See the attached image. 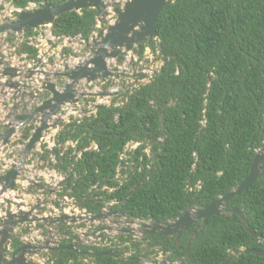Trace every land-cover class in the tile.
<instances>
[{
  "label": "trees",
  "instance_id": "1",
  "mask_svg": "<svg viewBox=\"0 0 264 264\" xmlns=\"http://www.w3.org/2000/svg\"><path fill=\"white\" fill-rule=\"evenodd\" d=\"M64 1L10 0L21 9ZM95 15L94 9L63 13L51 32L88 35ZM155 28L162 61L155 76L125 93L121 105L114 106L113 99L95 115L68 123L60 134L59 141H75L81 152L70 159L77 175L70 196L84 199L80 206L89 213L97 212L104 199L116 200L112 209L140 220L175 218L190 202L205 206L238 184L263 145L264 0H174L158 11ZM130 141L140 144L130 153L132 171L120 169L128 178L119 185L115 176ZM92 142L96 149L89 148ZM146 144L150 155L143 152ZM103 186L113 190H100ZM88 195L93 198L87 200ZM224 207L242 208L250 227L264 236V170ZM194 228L182 232L173 252V259L184 257L182 264H264L263 255L236 250L258 248L236 214L208 218L186 255ZM150 239V245L162 240ZM59 254L55 264L75 258L70 251ZM98 263L138 264L110 257Z\"/></svg>",
  "mask_w": 264,
  "mask_h": 264
},
{
  "label": "water",
  "instance_id": "2",
  "mask_svg": "<svg viewBox=\"0 0 264 264\" xmlns=\"http://www.w3.org/2000/svg\"><path fill=\"white\" fill-rule=\"evenodd\" d=\"M110 1L112 2L111 5H107V0H65L55 6L46 2H40L35 7L26 6L23 9H14L12 11V14H16L14 19H11L9 22H0V34L10 35L11 33L26 32L38 26H51L59 15L71 11L79 12L82 9H94L96 12L95 20L99 24L107 22L108 18H113L106 28H101L99 30L97 34L98 38L94 42V44L98 46L93 51V57L85 62L83 66L78 67V70H74L69 74L67 73L70 82L63 87V90L58 91L54 83H47L46 79H42V86L51 93V97L42 100L41 104L35 107L33 110L34 112L28 117L29 119L32 118L33 115L40 113L41 115L37 116L39 125H36L35 130L26 142L23 155L17 163H12L10 167H6L7 164L4 161L0 162V264H33L31 262L32 260L29 258L34 254H40L43 248L49 250L67 249L78 252L77 248L86 246V244L81 242L80 238L83 237L87 239L92 236V234L89 235L88 233L80 232L79 228L76 227L78 223L102 222L108 216L113 214L117 216L118 214L101 209L97 213L80 215L74 212L69 213V211H63V209L66 210L67 208L62 205L57 208L49 207L45 202L43 206H47L43 207L40 202L45 199L43 198V200L40 201L39 195H41L40 192L42 190L47 191V189H45V184L38 189L40 191L32 192L28 186L23 187L18 183L20 181L27 182L28 180L27 178L20 180L21 175L19 169L26 155L32 149H35V146L42 136V132L47 128H52L56 125L59 127L62 125V119L59 117L62 115L60 108L66 102L76 100L73 89L78 80L86 79L87 82H90L99 76L103 78L110 76L111 73L108 71L106 58L117 57L118 54H122L121 49L129 51L135 45V51L139 52L144 45L150 46L151 42L155 41L157 49L159 50V38L155 28V19L158 11L174 0ZM82 35H84V32L81 33V36ZM159 58L160 54L158 51V59ZM0 76L9 77L5 80L7 84L12 81L13 78H17L21 75L17 73V70L13 72L12 68L5 67L0 72ZM30 77H32V73L25 76L26 79ZM12 82L14 83L10 86L16 87V92L20 91L19 86L22 88L30 86L27 83L21 84L20 82L19 84L18 81ZM24 93L25 92H23V94ZM36 96L37 95H33L31 98L38 99ZM25 117L18 116V118H23L22 122L28 120L25 119ZM49 119L52 121L51 123H48ZM12 131L13 129L9 132ZM9 132L7 134H9ZM1 140L3 144L8 143L7 139L2 138V135H0V141ZM262 160H264V152L260 150L255 153L247 176L226 193L211 199L207 205L194 208L190 202L185 211L175 218L162 221L148 220L140 223V227L143 228L142 233L146 235L162 236L165 238L164 242H166L171 235H176L170 253L161 261L162 264L167 262L181 233L185 231L189 225L198 223L188 238L186 245L187 254L192 239L199 230L205 226L208 218L211 216L224 217L230 214H236L239 217L241 225H243L246 231L256 239L257 246L259 247L258 249L239 248L236 250L264 256V236L250 227L243 209L237 207L225 209L223 207L228 199L240 194L258 179L261 172L264 170V163H262ZM16 190L20 191L25 196L32 197V199L24 201L17 200V196H13V198L1 197L8 191ZM49 203H51V201ZM106 207L107 205H104V208ZM122 214L123 213H121V215ZM128 221L131 224L138 223L133 219ZM63 225L70 227H67L62 234L64 235L70 230L78 237L77 242L57 247L61 239H54L53 230L61 228ZM105 228L110 229V227ZM112 252L113 249H109L101 254L111 255Z\"/></svg>",
  "mask_w": 264,
  "mask_h": 264
},
{
  "label": "flooded vegetation",
  "instance_id": "3",
  "mask_svg": "<svg viewBox=\"0 0 264 264\" xmlns=\"http://www.w3.org/2000/svg\"><path fill=\"white\" fill-rule=\"evenodd\" d=\"M10 20L11 19H9L8 22ZM39 27L40 26L34 29H30L26 32L11 33L10 35H5L4 39H2V41L0 42V72L5 67L12 68L13 72L17 70V73L20 74L21 76L17 78H13L15 80L12 79V81H16V82L18 81L19 84L21 82V84L27 83L28 85H30L29 87H26V88L24 87L22 88L21 86H19L20 91L16 92V87L10 86L14 82L10 81L6 84L5 80H7V78L9 77L0 76V83H1L0 85V135H2L3 139H7L8 141L7 144H3L2 140L0 141V162L4 161L7 164L6 167H10V164L17 163L21 159L26 142L28 141L31 134L35 130L36 125H39V123L37 122V116L41 114L40 113L35 114L32 116V118L28 119L29 115H31L34 112L33 110L35 109V107L41 104L42 100L48 99L49 97H51V93L45 90L42 86L43 85L42 79L44 78H42L41 76L43 72L41 68L45 66V63L47 64L48 59H46V53H47L46 49L47 48L45 49V48L39 47L40 43H44V45L46 46L47 40L46 39L42 40L39 36L35 37V31ZM91 32L88 35H86L85 32H84V35L82 36L81 34L78 35L80 37V41L83 42V44L85 45L84 47H88L87 45H88V42L90 41L89 35L91 34ZM20 34H21V38L18 36ZM51 36L55 37L58 41V43H54L52 45V48L60 47V50H63L64 45L62 43H59V41L63 43L65 41L66 42L68 41V44L71 47L74 44L72 43L74 40L73 38H76V36L75 37H57V36H54L52 32H51ZM84 47H82L83 53L87 51L85 50ZM153 48L158 50L157 45H154ZM67 50L68 51L66 53H69L70 50L69 49ZM78 51L80 52V49ZM71 52H72V56H71L72 61H71L69 70L66 65L67 62L64 61L63 63L64 67L62 69V72H58V74L56 75L58 78L55 79L54 84L58 91L63 90V87L67 83L70 82L69 76L67 75V73L69 74L74 70L75 71L78 70V67L83 66L85 62H87L94 55L93 52H91L89 53V55H87L86 59H84L80 55L74 54L73 51ZM121 56L122 54L118 55L115 63H118ZM31 73H32V77L26 79L25 76ZM138 76H139L138 73H134L133 79L137 78ZM120 77H124V76L121 75L119 76V78ZM97 78H103V77L99 76ZM119 78L116 77V80L118 81ZM81 80L86 81V79H80L76 82L74 89H73L75 96H77L76 88ZM105 81L106 79H104V81L102 82L105 83ZM46 82L48 83L49 81H46ZM49 83H52V82H49ZM23 92L25 93L23 94ZM128 92L129 90L126 92L123 91L121 95L124 96L125 93H128ZM89 93L90 92H87V91H79L78 95L79 97H83ZM107 94H109L107 91L100 92L98 96L104 97L103 95L106 96ZM33 95H37L36 97L38 99H32L31 96ZM62 106L60 109H62ZM100 106L102 105L95 106V113ZM95 113L93 115H95ZM18 116H22V117L26 116L25 119H28V120H26V122H22L23 118H18ZM85 116H91V115L85 114ZM85 116L82 115L78 119H73V118L71 120L69 119L68 122L64 124L62 123V125L59 127L56 125L52 128H47V129H53V130L55 129L56 131L54 134V139H53L54 145H51V147L48 148V152L47 151L44 152L40 150L39 148L40 142L44 139L43 134L47 130L45 129L42 132V136L39 142L37 143V145L35 146V149H32L26 155L24 162L22 163L21 168L19 169V173L21 175L20 180H22L23 178L28 179L27 182L25 181L18 182L23 187L28 186L30 191L35 192V191H40L38 189H40L42 185L44 184L46 185L45 189H47V191L42 190L40 192L41 195H39L40 201H42L43 198L45 199L44 201L40 202L42 206L45 202L49 207L57 208V207H61L62 205L63 207L67 208L66 210L63 209V211H69V213L74 212L75 214H80V215L93 214V213L87 212L85 208H82L80 206L84 202V199H75L74 197L70 196L73 186L77 180V175L74 170V165L73 163L70 162V159L72 156H74L75 159L79 158L81 155V152L76 150L75 141H72V140H66L65 142L59 141L60 134L63 131V128L65 127V125L71 122H79ZM51 122L52 121L49 119L48 123H51ZM11 129H13V131L9 132ZM8 132L9 134H7ZM25 134H27L26 137H25ZM130 143H132L134 147L127 149L126 146ZM10 144L13 145L15 148L11 150L10 152L5 153L4 156H1V153H2L1 147H4L6 145L8 146ZM139 144H140L139 142L130 141L124 146V150L128 151L129 154L127 155L122 154L120 157V158H125L124 160L125 162L124 164L120 163V167L117 168V174L115 176V179L118 181L119 185L124 183L128 178L127 173L125 172L122 174L120 169L127 170L129 168L128 171H132L134 161L130 153L134 152V150L139 146ZM17 146H20V149L18 152L16 149ZM89 148L96 149L97 146L95 145L94 142H92ZM37 149H39L41 152L37 153L36 152ZM260 150L264 152V141H263V145L255 150V153ZM143 152L147 154L146 148L143 150ZM36 161L38 162L40 161L42 165L37 163ZM262 163H264V160H262ZM40 165L41 167L39 168ZM107 188L110 190V192L113 190V188H109V187ZM134 188L136 187H133L132 189ZM10 192H14V194L11 195ZM4 195L5 196L7 195L6 198H9V197L13 198V196H17L18 197L17 200H24V201L28 200L29 201L30 199H32V197L25 196L20 191H17V190L8 191L2 196ZM92 198H93V195L87 196V200L88 199L90 200ZM50 201L51 203H49ZM117 204L119 203L116 200L108 201V200L103 199V206L98 211H100L101 209H104V211L118 213L117 216H115V214L108 216L105 220L102 221L103 223L101 221L88 222L89 224L87 225L89 228L88 230H86L85 229L86 227L82 225L83 222L78 223L76 225V227L79 228L80 232L88 233L89 235L92 234V236L88 237L87 239L83 237L80 238L81 242L86 244V246L77 248L78 252H73L67 249L49 250L47 248H43L40 254H34L29 259L32 260L31 262L33 264H55L56 261L59 259L60 251L66 250V251H70L75 254V258L70 259L66 264H99L98 259L101 257H110L113 260L118 261V262L135 260L137 261L138 264H162L161 261L164 260L166 256L169 255L170 253V249L173 246L176 235H171L166 242H164L165 241L164 237L159 236L162 238V240L158 244H155V245L148 244L151 240L150 237L154 235H146L145 233H142L143 228L140 227L141 222H146L148 220H140L136 217L128 215L127 213L121 210L112 209V207ZM47 205H44L43 207H46ZM104 205H107V207L104 208ZM192 206L194 208L202 207L200 205H192ZM225 209H229V208H225ZM121 213L123 214L121 215ZM131 219L136 220L138 223L131 224L128 221ZM194 224L196 228L198 223H194ZM191 225H189L188 227H190ZM67 227H70V226L63 225L61 228H56V230L55 229L53 230L54 239L56 240L61 239L57 247L65 246V245L72 244L73 242H77L78 237L74 235L73 232H71L70 230L67 231L64 235L62 234V232L65 231ZM105 227H110V229L105 228ZM128 237H130L131 239L128 240L127 239ZM179 240H180V237H179ZM179 240L176 243L174 249L172 250L171 255L169 256L165 264H182L184 257H181L179 259H173V252L177 244L179 243ZM133 242L137 243V245L134 246ZM49 245H52V244H49ZM109 249H113V252L111 255L101 254ZM86 252H89V253H86ZM185 253H186V247H185ZM186 255L188 254L186 253Z\"/></svg>",
  "mask_w": 264,
  "mask_h": 264
},
{
  "label": "rangeland",
  "instance_id": "4",
  "mask_svg": "<svg viewBox=\"0 0 264 264\" xmlns=\"http://www.w3.org/2000/svg\"><path fill=\"white\" fill-rule=\"evenodd\" d=\"M112 2L110 0H107V5H111ZM36 5L33 3H30L28 7H35ZM14 9H21V8H15L10 0H0V22H8L9 19H14L16 17V14H12V11ZM15 15V16H13ZM113 18H108L107 22H103L99 24L95 20V27L92 30L91 34L89 35L90 41L88 42V47H84L85 45L83 42L80 41V37L77 35L76 38H73L74 43L71 47L68 44V41L61 42L64 45L63 50H60V47L58 48H52V45L54 43H58L57 39L55 37L51 36V26H40L35 31V37H40L42 40H47V45L45 46L44 43H40V48H47L46 51V59H48L47 64L45 63V66H43L42 69V78L46 79L49 82L54 83L55 79L58 77L56 76L58 72H62V69L64 67V61H66L67 68L69 70V67L71 65V56L72 52L74 54L80 55L82 58L86 59L87 55L89 53L93 52L98 45L94 44L95 40H97V34L101 28H106V26L109 24V22ZM21 38V34L18 35ZM0 42L2 39H4L5 34L0 35ZM72 40V38H71ZM70 40V41H71ZM155 43V44H154ZM71 44V43H70ZM154 45H157L155 41H152L150 46L144 45L139 52H136V46L129 50L125 51L124 49H121L122 56L120 57L118 63H115L117 60V57H107V68L108 71L111 73L110 76L106 78H96L94 81L87 82L85 80H81L76 88L77 90V96H75L76 100L71 102H66L61 109L62 116H59L62 119L63 124L68 122L69 119H78L82 115L85 116V114L93 115L95 113V106L99 105H111L113 99H116L114 102V106H119L123 103L124 96L121 95L123 91L132 92V90L142 84H145L149 82L155 74L159 71L162 61L159 58L158 59V50L154 49ZM75 46V47H74ZM77 46V47H76ZM82 47L87 50L85 53H83ZM69 49L70 52L66 53ZM80 49V52L78 51ZM88 53V54H87ZM56 54V55H55ZM121 55V54H118ZM59 56V57H58ZM69 56V57H68ZM138 73V77L133 79V74ZM124 76L120 77L119 76ZM116 77L119 78V80H116ZM61 78V77H60ZM112 78V79H111ZM106 79L105 83L104 81ZM144 79V80H143ZM79 91H87L90 92L89 94H86V96L79 97L78 93ZM108 92L106 96H98L100 92ZM128 92V93H129ZM117 93V94H116ZM117 95V96H116ZM116 96V97H115ZM55 129H47L45 133L43 134L44 139L40 142V150L44 152H48V148L51 147V145H54L53 139L55 134ZM51 144H49V143ZM138 145V143H137ZM68 146V145H67ZM134 147L132 143L128 144L126 148H132ZM146 151L147 154L150 155V145L146 144ZM41 165L39 166V168ZM122 168V167H121ZM100 190H107V192H110V190L103 186ZM103 223V222H102ZM82 225H84L86 230H88V222H83ZM93 226V225H92Z\"/></svg>",
  "mask_w": 264,
  "mask_h": 264
},
{
  "label": "crops",
  "instance_id": "5",
  "mask_svg": "<svg viewBox=\"0 0 264 264\" xmlns=\"http://www.w3.org/2000/svg\"><path fill=\"white\" fill-rule=\"evenodd\" d=\"M2 148V153H1V156H4V154L5 153H7V152H10L11 150H13L15 147L13 146V145H6V146H4V147H1ZM16 149H17V152L19 151V149H20V146H17L16 147ZM37 153H39V152H41L39 149H37V151H36ZM35 159H37V158H35ZM33 162V161H32ZM35 162V161H34ZM37 163H39V164H41L42 165V163L39 161H36ZM36 164V163H35ZM37 165V164H36ZM10 194L11 195H13L14 194V192H10ZM2 197H7V195L5 196H2ZM1 201V200H0Z\"/></svg>",
  "mask_w": 264,
  "mask_h": 264
}]
</instances>
